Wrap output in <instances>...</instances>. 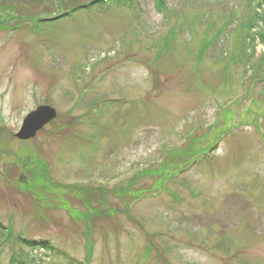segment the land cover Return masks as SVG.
I'll return each mask as SVG.
<instances>
[{"label":"rangeland","instance_id":"1","mask_svg":"<svg viewBox=\"0 0 264 264\" xmlns=\"http://www.w3.org/2000/svg\"><path fill=\"white\" fill-rule=\"evenodd\" d=\"M133 1L0 0V264H264V4Z\"/></svg>","mask_w":264,"mask_h":264},{"label":"trees","instance_id":"2","mask_svg":"<svg viewBox=\"0 0 264 264\" xmlns=\"http://www.w3.org/2000/svg\"><path fill=\"white\" fill-rule=\"evenodd\" d=\"M255 2H257V4H255V7H254V13L253 14H256V9H259L260 8V6L264 3V0H255ZM160 3V2H159ZM158 3V4H159ZM95 5H104V2L102 1V0H96L93 4H91V7H94ZM161 6H163L164 4H163V2L160 4ZM78 9H80V8H78ZM82 10V9H81ZM232 19V18H231ZM258 21H261L262 23H263V20H262V18H257L256 16L254 17V16H252V18L250 17V23L248 24V26H249V30L251 29V28H253L255 25H257V23H258ZM258 36V34H256V35H248V37H249V41H252V40H255V38ZM204 50V49H203ZM164 179V178H163ZM125 193V192H124ZM124 195H126V196H128V194H122V195H119L120 197H123ZM138 196H142L141 194L140 195H138ZM97 201L99 202V203H103V202H106V200H105V197H99L98 199H97ZM100 212H103V210L102 211H96L95 212V215L93 216L94 218L95 217H106L105 215L103 216V215H98V213H100ZM94 213V212H93ZM114 213V210L113 209H111L110 208V212H109V215H111V214H113ZM97 214V215H96ZM0 230H1V226H0ZM45 247H47V246H45ZM16 259H15V257H12L11 258V263L12 264H15L16 262ZM19 261L21 262V263H30V258H29V256H22V257H20L19 258ZM18 262V261H17ZM67 264H80L79 262H70V263H67Z\"/></svg>","mask_w":264,"mask_h":264},{"label":"water","instance_id":"3","mask_svg":"<svg viewBox=\"0 0 264 264\" xmlns=\"http://www.w3.org/2000/svg\"><path fill=\"white\" fill-rule=\"evenodd\" d=\"M33 115H34V117L32 119L33 120L32 126L24 129L22 131V133L19 134V137L28 138V137H31L32 135H34V132L36 130L40 129L44 123L49 121L54 116V112L50 108H44V109H39L38 111L33 113Z\"/></svg>","mask_w":264,"mask_h":264}]
</instances>
